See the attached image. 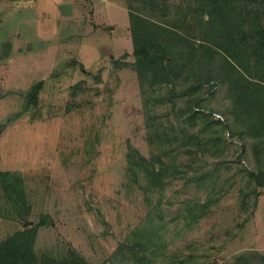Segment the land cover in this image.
<instances>
[{
	"label": "rangeland",
	"instance_id": "rangeland-1",
	"mask_svg": "<svg viewBox=\"0 0 264 264\" xmlns=\"http://www.w3.org/2000/svg\"><path fill=\"white\" fill-rule=\"evenodd\" d=\"M182 1L172 0L169 11L152 13L147 6L143 13L162 23ZM129 11V0H0V243L32 229L39 254L135 264L118 247L145 226L154 239L153 264H232L249 254L237 264H257L253 254H264V188L254 209V195L242 192L249 183L240 169H254L255 161L248 141L245 149L239 137L229 139L237 129L222 133L231 144L224 156L198 161L199 172L219 176L216 187L222 188L216 194L222 198L199 220L180 217L183 202L208 195L209 187L187 182L192 170L168 183L161 209L150 215L159 196L146 200L130 180L129 146L146 157L156 151L146 139L148 116L167 126L175 115L171 104L150 101L159 92L116 66L133 60ZM38 82V104L25 110ZM225 88L217 85L203 104L227 123ZM244 149L248 157L235 161ZM11 182L16 190L6 189ZM8 195H15L12 203Z\"/></svg>",
	"mask_w": 264,
	"mask_h": 264
},
{
	"label": "trees",
	"instance_id": "trees-1",
	"mask_svg": "<svg viewBox=\"0 0 264 264\" xmlns=\"http://www.w3.org/2000/svg\"><path fill=\"white\" fill-rule=\"evenodd\" d=\"M171 1L129 0L133 60L118 61L116 66L131 70L140 84L159 92L150 101L154 105L171 104L170 113L175 118L165 126L157 125L148 116L146 124L151 125L146 139L156 151L146 157L130 145L126 172L146 194V200H150L151 193L159 196L150 215L161 209L168 183L178 173L192 170L194 175L188 177L187 182H195L200 188L209 187L208 195L203 202L199 199L183 202L186 207L180 217L199 220L222 198L216 196L222 188L216 187L219 176L212 179L209 170L199 172L198 161L206 154L213 158L224 156L231 144L222 133L235 128L237 132L229 131V139L235 141L239 137L245 149L248 141L255 161L254 169H240L249 183L248 190L242 192L247 198L254 195L255 209L264 188V0H183L173 15L169 12L172 17L163 24L143 13L147 6L152 13L169 11ZM81 68L85 72L84 65L81 64ZM178 85L183 86L179 91ZM217 85L226 87L224 98L230 102L231 123L215 120V111L205 109L203 104V97L215 93ZM162 86L168 88L165 94L159 91ZM206 87L207 91L203 93ZM41 88L42 82H38L29 89L25 110L38 104ZM151 110L152 107L147 111ZM245 149L235 161L248 157ZM185 155L187 157L181 159ZM16 185L11 182L6 184V189L16 190ZM13 196L8 195L11 203ZM18 206L14 205L15 208ZM186 212L189 213L187 216ZM31 231H18L0 243V264H84L83 260L68 256L59 258L51 252L39 254ZM153 240L150 230L138 226L119 245L118 252L135 260V264H153L148 258V253L154 251ZM248 256L240 255L232 264L251 259ZM253 256L257 264H264V254Z\"/></svg>",
	"mask_w": 264,
	"mask_h": 264
},
{
	"label": "built area",
	"instance_id": "built-area-1",
	"mask_svg": "<svg viewBox=\"0 0 264 264\" xmlns=\"http://www.w3.org/2000/svg\"><path fill=\"white\" fill-rule=\"evenodd\" d=\"M216 116H218L217 118L219 119H223L220 115H216ZM228 137H229V134H228Z\"/></svg>",
	"mask_w": 264,
	"mask_h": 264
},
{
	"label": "water",
	"instance_id": "water-1",
	"mask_svg": "<svg viewBox=\"0 0 264 264\" xmlns=\"http://www.w3.org/2000/svg\"><path fill=\"white\" fill-rule=\"evenodd\" d=\"M49 223H52V221H50Z\"/></svg>",
	"mask_w": 264,
	"mask_h": 264
}]
</instances>
